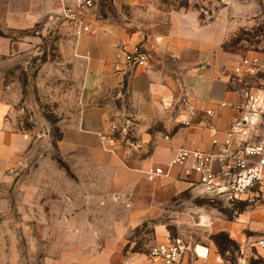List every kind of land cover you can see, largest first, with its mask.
<instances>
[{
	"label": "crops",
	"instance_id": "0c3cea01",
	"mask_svg": "<svg viewBox=\"0 0 264 264\" xmlns=\"http://www.w3.org/2000/svg\"><path fill=\"white\" fill-rule=\"evenodd\" d=\"M92 1L93 7L83 13L88 30L76 41L82 74L81 112L73 124L63 128L62 143L105 157L115 173V183L123 184L130 199L148 187L144 173L154 167L166 173L155 181L161 203L181 192L206 199L216 197L225 210L200 213L210 233L188 244L181 264H264V249L255 245L264 238V181L242 200L227 202L208 192L196 173L187 171L190 163L170 167L181 149L220 153L226 132L239 117L234 104L244 98L242 88L231 82L241 55L225 45L237 33L251 32L249 26L254 13L259 12V0H201L202 4L187 0L182 6H167L158 0H108L107 11L101 8L103 0ZM75 2L0 0V32H30L51 18L65 17L66 8ZM3 44L0 40V48ZM140 45L154 47L149 65L125 75L116 73L118 51L122 47L132 51ZM250 54L264 71V52ZM127 111L143 123L161 122L165 129L175 127L176 131L171 136L156 137L151 155L137 162L132 155L142 154L152 142L151 136L141 132L137 147L130 153L115 149L107 137L114 120ZM7 113L8 107L0 104V171L31 145L28 135L11 131ZM260 131L264 133V126ZM214 140L218 146L213 145ZM134 204L130 200L124 206ZM65 226L74 243L77 226L68 220ZM217 233H224L232 242V255L229 250L221 252L214 240ZM158 234L163 241L161 229ZM105 256L113 264H135L120 248L70 250L61 253L56 262L47 260L44 264H104ZM90 258L93 260H85ZM0 264H5L1 246Z\"/></svg>",
	"mask_w": 264,
	"mask_h": 264
},
{
	"label": "rangeland",
	"instance_id": "374dc122",
	"mask_svg": "<svg viewBox=\"0 0 264 264\" xmlns=\"http://www.w3.org/2000/svg\"><path fill=\"white\" fill-rule=\"evenodd\" d=\"M103 1L101 8L107 11L108 0ZM158 1L167 6L187 4V0ZM258 11L249 26L251 32L232 37L229 51L241 57L264 52V0H259ZM77 39L64 15L27 33L0 32V40L6 43L0 48V104L8 107L11 131L31 139L29 150L0 171L4 263L44 264L56 262L70 250L120 248L125 258L145 264L150 247L162 241L159 229L163 241L188 245L203 240L210 231L200 213L225 210L216 197L181 192L161 203L155 181L148 180V187L130 199L123 184L115 183L105 157L62 143L63 128L73 124L81 112ZM128 111L114 120L107 137L115 149L130 153L141 132L151 136L149 147L132 155L141 162L153 152L156 137L171 136L176 128L165 129L161 122L143 123ZM130 200L134 206L125 207ZM66 220L77 226L74 243L65 232ZM214 240L222 253L229 250L233 254L235 247L224 233L215 234ZM102 261L113 264L106 256Z\"/></svg>",
	"mask_w": 264,
	"mask_h": 264
},
{
	"label": "built area",
	"instance_id": "2783aa9c",
	"mask_svg": "<svg viewBox=\"0 0 264 264\" xmlns=\"http://www.w3.org/2000/svg\"><path fill=\"white\" fill-rule=\"evenodd\" d=\"M93 7L92 0H76L74 6L66 8L65 18L79 36L88 30L83 13ZM153 46L140 45L132 51L122 47L115 61V72L125 75L132 69L147 67L152 58ZM264 71L254 56H243L233 69L235 83L242 88L244 98L234 108L239 117L226 132V139L220 153L202 150L181 149L170 167H191L188 172L196 173L207 191L216 194L223 201L234 202L250 195L253 189L264 181ZM222 107L225 104L221 105ZM211 114V113H209ZM109 143H112L109 140ZM214 146H218L216 140ZM147 180L153 182L166 175L161 167L145 171ZM264 249V238L256 244ZM189 246L175 240H166L152 245L147 254V264H181Z\"/></svg>",
	"mask_w": 264,
	"mask_h": 264
},
{
	"label": "trees",
	"instance_id": "16d2710c",
	"mask_svg": "<svg viewBox=\"0 0 264 264\" xmlns=\"http://www.w3.org/2000/svg\"><path fill=\"white\" fill-rule=\"evenodd\" d=\"M228 46H229V43L225 45V47H228ZM261 75H262V74H261ZM263 76H264V75H263ZM233 77H234V76H233ZM233 77H232V79H231V82H232V83H235V81H234V78H233ZM235 84H236V83H235ZM236 86H238V85L236 84ZM228 240H229V239H228ZM230 242H231V241H230ZM231 243H232V242H231Z\"/></svg>",
	"mask_w": 264,
	"mask_h": 264
}]
</instances>
